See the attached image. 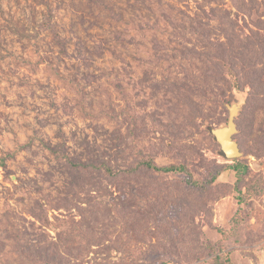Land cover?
I'll use <instances>...</instances> for the list:
<instances>
[{"label":"rangeland","instance_id":"obj_1","mask_svg":"<svg viewBox=\"0 0 264 264\" xmlns=\"http://www.w3.org/2000/svg\"><path fill=\"white\" fill-rule=\"evenodd\" d=\"M0 264H264V0H0Z\"/></svg>","mask_w":264,"mask_h":264},{"label":"water","instance_id":"obj_2","mask_svg":"<svg viewBox=\"0 0 264 264\" xmlns=\"http://www.w3.org/2000/svg\"><path fill=\"white\" fill-rule=\"evenodd\" d=\"M228 119L225 125L212 129V134L220 146V153L226 159L238 158L242 155L238 142L234 139L237 132L235 118L241 109L240 103L227 105Z\"/></svg>","mask_w":264,"mask_h":264},{"label":"trees","instance_id":"obj_3","mask_svg":"<svg viewBox=\"0 0 264 264\" xmlns=\"http://www.w3.org/2000/svg\"><path fill=\"white\" fill-rule=\"evenodd\" d=\"M56 43L59 45V47H60V53H65V46H64V43H63V40L60 38V37H58V36H56ZM208 56L210 57V60L209 61H217V63H219V64H222L223 66H226L227 68H228V62L227 61H224V59H223V57L222 56H220V54L219 53H214V54H211V56L209 55V54H207L206 55V58H208ZM209 59V58H208ZM221 65V66H222ZM227 68H225V70L227 69ZM230 70H233V71H235V69H233V67H231L230 68ZM240 148V147H239ZM140 162H142V164H144L145 166H147V167H149V168H153V169H156V170H162V171H169V170H173V169H175L176 167H162V168H160V167H158V166H155L150 160L148 161V160H142V161H140ZM240 164H233V165H231V164H227V165H225L224 166V168H223V170H222V172H225V173H227V171H229V170H233V171H235L236 173L237 172H239L240 171ZM179 169H181L182 167H178ZM225 170V171H224Z\"/></svg>","mask_w":264,"mask_h":264}]
</instances>
